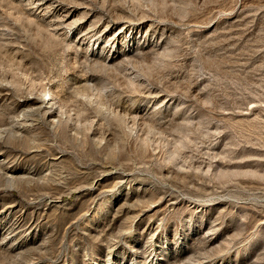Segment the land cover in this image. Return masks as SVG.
Segmentation results:
<instances>
[{
  "label": "rangeland",
  "instance_id": "1",
  "mask_svg": "<svg viewBox=\"0 0 264 264\" xmlns=\"http://www.w3.org/2000/svg\"><path fill=\"white\" fill-rule=\"evenodd\" d=\"M0 264H264V0H0Z\"/></svg>",
  "mask_w": 264,
  "mask_h": 264
},
{
  "label": "bare ground",
  "instance_id": "2",
  "mask_svg": "<svg viewBox=\"0 0 264 264\" xmlns=\"http://www.w3.org/2000/svg\"><path fill=\"white\" fill-rule=\"evenodd\" d=\"M43 100H44V99H43ZM43 100H41V102H40L41 104H43V102H44ZM5 169H6V168H5ZM6 171H7V170H6ZM4 173H5V172H4ZM4 173H3V174H4Z\"/></svg>",
  "mask_w": 264,
  "mask_h": 264
}]
</instances>
